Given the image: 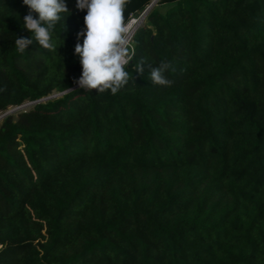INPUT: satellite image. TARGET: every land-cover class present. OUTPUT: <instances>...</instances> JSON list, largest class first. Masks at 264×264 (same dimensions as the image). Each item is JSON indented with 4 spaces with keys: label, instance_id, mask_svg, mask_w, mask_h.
<instances>
[{
    "label": "trees",
    "instance_id": "trees-1",
    "mask_svg": "<svg viewBox=\"0 0 264 264\" xmlns=\"http://www.w3.org/2000/svg\"><path fill=\"white\" fill-rule=\"evenodd\" d=\"M66 3L57 50L20 54L30 9L0 0V110L36 101L0 123V264H264V0H159L120 92L44 98L82 75Z\"/></svg>",
    "mask_w": 264,
    "mask_h": 264
},
{
    "label": "clouds",
    "instance_id": "clouds-1",
    "mask_svg": "<svg viewBox=\"0 0 264 264\" xmlns=\"http://www.w3.org/2000/svg\"><path fill=\"white\" fill-rule=\"evenodd\" d=\"M129 0H76L77 9L87 14L84 16L85 29L79 33L83 43H77L75 53L80 57L82 75L76 81L81 89L96 90L98 93L110 91L115 95L128 85L131 76L126 70L133 59L131 34L136 21L125 18V9ZM30 9L24 17V27L31 33V38L17 37L14 47L23 54L28 46L37 43L42 48L55 52L57 44L53 32L65 17L71 15L66 0H23ZM32 13H36V18ZM67 14V15H65ZM62 45V44H61ZM146 61L141 59L136 72L143 76ZM172 66L161 62L150 67L149 79L161 87H171L174 81L166 73ZM0 88V92L5 91Z\"/></svg>",
    "mask_w": 264,
    "mask_h": 264
},
{
    "label": "water",
    "instance_id": "water-1",
    "mask_svg": "<svg viewBox=\"0 0 264 264\" xmlns=\"http://www.w3.org/2000/svg\"><path fill=\"white\" fill-rule=\"evenodd\" d=\"M158 1H159V0H151V2L149 3V5L147 6V8L144 10V12H143V14H142V16H144L143 18H145V15H146L147 12L149 11V9H150L154 4H156ZM138 26H139V25H138ZM138 26H137V27H138ZM137 27H136V28H137ZM135 30H136V29H135ZM135 30H134V32H135ZM77 85H79V84L73 85V86H71V87H69V88H67V89H65V90H63V91L53 93V94L48 95V96H46V97H44V98H50V97H54V96L60 95V94H62V93H64V92H66V91H68V90H70V89L76 87ZM35 102H36V101L33 100V101L23 102V103H21V104L15 105L13 108H8V109L3 113V115H6V114H9V113H12V112H18V111H20L21 109H24V108H26L27 106H29V105H31V104H34ZM3 115H2V116H3Z\"/></svg>",
    "mask_w": 264,
    "mask_h": 264
},
{
    "label": "rangeland",
    "instance_id": "rangeland-1",
    "mask_svg": "<svg viewBox=\"0 0 264 264\" xmlns=\"http://www.w3.org/2000/svg\"><path fill=\"white\" fill-rule=\"evenodd\" d=\"M143 14V13H142ZM142 14L141 15H139L138 17L137 16H133V17H137L140 21V23H139V25L145 20V18H143L144 16H142ZM146 16V15H145ZM133 34H134V31L132 32V34H131V44H132V37H133ZM56 93V92H55ZM25 102H28V101H25ZM15 106V105H14ZM14 106H10L9 108H13ZM6 110H0V123H1V121H2V119H3V117L5 116V115H3V113L5 112ZM3 115V116H2Z\"/></svg>",
    "mask_w": 264,
    "mask_h": 264
},
{
    "label": "bare ground",
    "instance_id": "bare-ground-1",
    "mask_svg": "<svg viewBox=\"0 0 264 264\" xmlns=\"http://www.w3.org/2000/svg\"><path fill=\"white\" fill-rule=\"evenodd\" d=\"M133 20H135L137 23H136V25L134 26V30L136 29V27L139 25V21L141 20H139L138 18H132Z\"/></svg>",
    "mask_w": 264,
    "mask_h": 264
},
{
    "label": "built area",
    "instance_id": "built-area-1",
    "mask_svg": "<svg viewBox=\"0 0 264 264\" xmlns=\"http://www.w3.org/2000/svg\"><path fill=\"white\" fill-rule=\"evenodd\" d=\"M132 18H137V17H133V16H131V19H132Z\"/></svg>",
    "mask_w": 264,
    "mask_h": 264
}]
</instances>
